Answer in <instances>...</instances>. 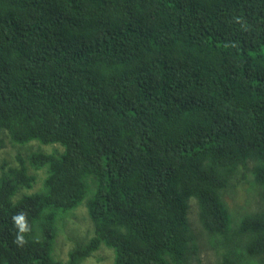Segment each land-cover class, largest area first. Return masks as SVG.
Listing matches in <instances>:
<instances>
[{"label":"trees","instance_id":"1","mask_svg":"<svg viewBox=\"0 0 264 264\" xmlns=\"http://www.w3.org/2000/svg\"><path fill=\"white\" fill-rule=\"evenodd\" d=\"M4 136L0 264H189V199L218 264H264V0H0ZM247 173L260 208L234 218Z\"/></svg>","mask_w":264,"mask_h":264},{"label":"rangeland","instance_id":"2","mask_svg":"<svg viewBox=\"0 0 264 264\" xmlns=\"http://www.w3.org/2000/svg\"><path fill=\"white\" fill-rule=\"evenodd\" d=\"M3 141L4 147L0 151V161L5 159L10 161L12 165H16L17 162L14 157L18 151H21V148L13 147L6 136L3 137ZM35 174L36 181L31 191L38 190L41 184L43 174L41 172H35ZM250 178L251 175L247 173L244 180L235 182L234 186L225 191L223 200L229 211L234 215V218H237L244 212L260 208L259 199L253 195L251 186L248 184ZM188 204L187 227L190 236L193 238L192 242H189V245L190 247L192 245L195 247L194 250L189 252L188 263L218 264L217 254L210 246L208 234L199 223L195 200L189 199ZM74 210L63 215L66 217V215L71 214L64 219H60L59 225L56 226L52 250V257L56 261H58L57 259L64 261L69 247H73L78 242L83 241L81 238L84 235H89L91 232V222L87 217L84 207L81 206L77 210ZM72 237L74 239L71 245ZM112 254L110 249L101 246L81 264H112Z\"/></svg>","mask_w":264,"mask_h":264},{"label":"clouds","instance_id":"3","mask_svg":"<svg viewBox=\"0 0 264 264\" xmlns=\"http://www.w3.org/2000/svg\"><path fill=\"white\" fill-rule=\"evenodd\" d=\"M13 220L15 222V225L19 228L20 233H24V232L28 231V227H27V224L25 221V216L23 213H21L17 216H14ZM16 240L20 244H23L25 242L23 235H17Z\"/></svg>","mask_w":264,"mask_h":264}]
</instances>
